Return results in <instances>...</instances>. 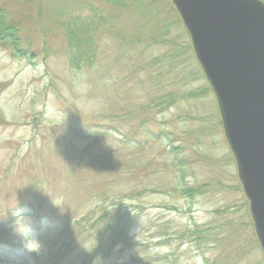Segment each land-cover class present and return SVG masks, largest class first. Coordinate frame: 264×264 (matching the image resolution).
I'll list each match as a JSON object with an SVG mask.
<instances>
[{"label":"rangeland","instance_id":"rangeland-1","mask_svg":"<svg viewBox=\"0 0 264 264\" xmlns=\"http://www.w3.org/2000/svg\"><path fill=\"white\" fill-rule=\"evenodd\" d=\"M87 2L107 21L74 68L55 13ZM135 4L8 1L26 53L0 40L2 264H264L190 36L171 0ZM119 208L135 222L107 258L88 233L63 241L70 220Z\"/></svg>","mask_w":264,"mask_h":264},{"label":"water","instance_id":"water-1","mask_svg":"<svg viewBox=\"0 0 264 264\" xmlns=\"http://www.w3.org/2000/svg\"><path fill=\"white\" fill-rule=\"evenodd\" d=\"M172 2L216 96L264 253V2Z\"/></svg>","mask_w":264,"mask_h":264},{"label":"trees","instance_id":"trees-1","mask_svg":"<svg viewBox=\"0 0 264 264\" xmlns=\"http://www.w3.org/2000/svg\"><path fill=\"white\" fill-rule=\"evenodd\" d=\"M25 1H34L41 4L43 0ZM107 1L118 6L125 7L127 5L129 7L131 3L136 5L135 2L139 4L142 0ZM7 5L6 0H0V40L7 43L17 55L22 56L25 55L26 51L22 46V33L19 29L20 21L15 19L16 17L7 8ZM83 9H88L89 12L84 13ZM55 15H60V17L64 15L61 24L64 28L65 57H68L69 65L79 68L84 64H92L97 52V43L102 27L107 21L103 9L95 7L92 2H87L80 6L76 13L56 11ZM25 215L32 216L31 213ZM88 220V217H83L80 220H70L62 232L63 241L69 244L74 240L76 241L77 238L83 240L86 238L85 234L88 233L89 238L93 239L90 255L102 260L110 256L124 235L129 232L134 225L135 216L119 208L115 212L106 211L101 213L91 224L88 223Z\"/></svg>","mask_w":264,"mask_h":264},{"label":"clouds","instance_id":"clouds-1","mask_svg":"<svg viewBox=\"0 0 264 264\" xmlns=\"http://www.w3.org/2000/svg\"><path fill=\"white\" fill-rule=\"evenodd\" d=\"M53 205H54V206H57V205L54 204V203H53ZM27 231H28L29 237L32 238L31 233H30V230L27 229ZM18 235L21 236V238H22V240H23V242H24V247H25V249H26L27 252H29V253H31V252H39L40 249H38V250H31V249H29V248L27 247V238H26L25 236L21 235L20 233H18ZM0 264H2V261H0Z\"/></svg>","mask_w":264,"mask_h":264},{"label":"bare ground","instance_id":"bare-ground-1","mask_svg":"<svg viewBox=\"0 0 264 264\" xmlns=\"http://www.w3.org/2000/svg\"><path fill=\"white\" fill-rule=\"evenodd\" d=\"M9 1H12V0H9ZM14 1H16V0H14ZM6 2H8V1L6 0Z\"/></svg>","mask_w":264,"mask_h":264}]
</instances>
